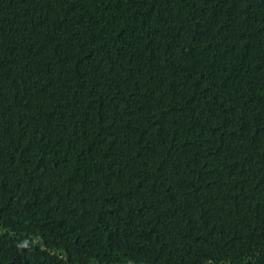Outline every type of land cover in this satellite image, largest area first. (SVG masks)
Instances as JSON below:
<instances>
[{"label":"trees","instance_id":"trees-1","mask_svg":"<svg viewBox=\"0 0 264 264\" xmlns=\"http://www.w3.org/2000/svg\"><path fill=\"white\" fill-rule=\"evenodd\" d=\"M0 264H264V0H0Z\"/></svg>","mask_w":264,"mask_h":264}]
</instances>
